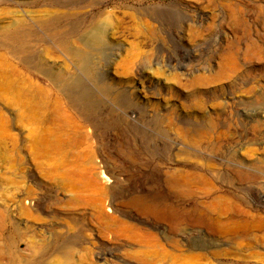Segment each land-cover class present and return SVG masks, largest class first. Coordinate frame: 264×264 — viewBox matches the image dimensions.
Listing matches in <instances>:
<instances>
[{
  "label": "rangeland",
  "instance_id": "374dc122",
  "mask_svg": "<svg viewBox=\"0 0 264 264\" xmlns=\"http://www.w3.org/2000/svg\"><path fill=\"white\" fill-rule=\"evenodd\" d=\"M32 84L47 109L59 100V125L82 127L99 184L119 174L112 229L126 222L154 242L128 249L102 238L89 209L49 206L45 247L27 256L6 223L0 264H264V0H0V115L12 134L48 125L50 110L14 107L16 86ZM8 145L1 210L16 196ZM62 241L72 252L54 251Z\"/></svg>",
  "mask_w": 264,
  "mask_h": 264
},
{
  "label": "bare ground",
  "instance_id": "6f19581e",
  "mask_svg": "<svg viewBox=\"0 0 264 264\" xmlns=\"http://www.w3.org/2000/svg\"><path fill=\"white\" fill-rule=\"evenodd\" d=\"M32 87L33 90L16 86L13 96L15 106H13L22 111L21 113L28 114L50 110L45 107L46 102L41 99L42 88L40 90L36 84H32ZM51 107L50 115L45 118L48 125L29 127L25 137L20 131L13 134L9 132V125H6L0 115V144L9 143L1 159L10 164L16 192L11 207L7 210L0 209V230L8 223L11 238L17 239V246L19 243H24V251L28 256L45 247V242L40 240L42 227L37 224L41 220L40 214L46 208L49 206L55 209L84 208L89 209L93 216L101 221L99 225L102 238L111 235L115 240L126 241L129 244L126 245L128 249H133L130 245L143 247L152 244L154 242L152 235L135 225L119 221L112 229L113 221L107 213L118 212L112 204L111 192L120 178L119 174H110L107 185L99 184L98 177L93 172L90 154L80 151L84 144L82 127L71 123V125H59V121L65 119L66 114L61 109L59 100L54 96ZM22 138L31 143V160L26 159L22 154L25 147ZM32 171H36L39 177ZM48 182L51 184L48 185ZM139 189L140 193H146L148 190L143 186ZM59 191L67 195H60ZM119 195L120 199L124 198L122 194ZM56 213L57 211L51 213L53 219H57ZM66 243L71 244V241L67 240ZM54 251L69 253L72 252V248L62 241ZM87 252L89 253L90 250L88 249ZM16 254L14 258H18ZM94 256L103 260L102 254L95 253ZM139 261L144 263L145 260L140 258ZM120 262L126 264L124 261L120 260Z\"/></svg>",
  "mask_w": 264,
  "mask_h": 264
}]
</instances>
